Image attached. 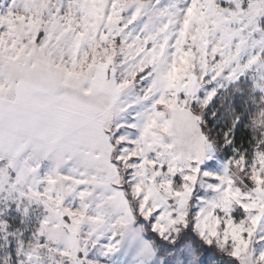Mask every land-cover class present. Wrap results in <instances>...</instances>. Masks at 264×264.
<instances>
[{"label": "snow or ice", "instance_id": "6c2138e0", "mask_svg": "<svg viewBox=\"0 0 264 264\" xmlns=\"http://www.w3.org/2000/svg\"><path fill=\"white\" fill-rule=\"evenodd\" d=\"M0 264H264V0H0Z\"/></svg>", "mask_w": 264, "mask_h": 264}]
</instances>
